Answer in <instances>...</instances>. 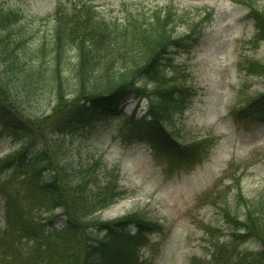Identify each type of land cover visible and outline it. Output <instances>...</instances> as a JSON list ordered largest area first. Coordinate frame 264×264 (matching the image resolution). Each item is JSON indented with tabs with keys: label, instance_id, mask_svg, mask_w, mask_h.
<instances>
[{
	"label": "trees",
	"instance_id": "16d2710c",
	"mask_svg": "<svg viewBox=\"0 0 264 264\" xmlns=\"http://www.w3.org/2000/svg\"><path fill=\"white\" fill-rule=\"evenodd\" d=\"M241 1L253 18V41L258 44L264 39V7L257 0ZM74 8L71 17L65 15L67 11L56 17L52 39L42 45L22 21L21 10L0 6V127L9 126V134L21 141L17 149L0 157V201L6 224L0 231L1 264H140L147 231L163 229L161 222L138 211L118 219L96 217L97 210L125 191L117 180L97 189L95 171L77 175L61 158L68 135L91 133L100 122L122 116L125 135L145 140L153 150L174 156L187 154L194 146L177 142L168 129L175 114L189 107L193 91L168 76L166 69L173 65L174 47L198 40L196 28L204 20L188 33L175 35L183 17L171 5L165 11L154 9L150 16L128 14L124 21L107 18L95 4L83 2ZM243 64L248 72L264 77V63ZM69 79L77 81L71 99L65 92ZM40 87L57 95L53 111L59 118L54 124L55 117L51 118L49 130L32 116L17 117L6 102L11 96L12 104L19 103L21 90ZM143 97L148 103L142 115L122 109L129 98ZM263 102L264 91L238 110L245 113L260 107L251 113L246 127L264 122ZM261 196L252 200L240 193L245 217L225 212L233 229L227 238L213 243L204 264H264V193ZM21 202L29 205L27 211ZM60 215L64 222L59 223ZM250 236L257 238V246L240 244Z\"/></svg>",
	"mask_w": 264,
	"mask_h": 264
},
{
	"label": "rangeland",
	"instance_id": "374dc122",
	"mask_svg": "<svg viewBox=\"0 0 264 264\" xmlns=\"http://www.w3.org/2000/svg\"><path fill=\"white\" fill-rule=\"evenodd\" d=\"M257 1L264 7V0ZM83 2L95 4L107 18L118 21L131 13L150 16L154 9L165 11L171 5L183 17L175 35L188 33L192 25L204 20L196 28L198 41L172 47L176 52L173 65L166 69L168 76L193 91L189 107L183 114H175L170 126L177 142L194 143L189 153L169 156L152 150L145 140L126 136L123 117L117 116L100 122L91 133L68 135L69 143L61 155L77 175L95 171L97 189L116 179L125 190L120 198L94 213L96 217L118 219L138 211L162 223V231H147L140 264H204L213 243L227 238L226 233L233 229L225 212L245 217L240 193L252 200L262 199L264 193V122L251 127L244 124L250 123L251 113L260 107L238 112L264 91L262 75L248 72L243 64L249 59L264 62V39L258 44L253 41V18L241 0H0V6L21 10L22 21L43 45L52 39L56 17L64 11L71 17L76 13L73 6ZM68 82L65 92L71 99L77 81ZM19 93V103L12 104V97L6 96L8 108L25 120L34 117L36 124L49 130L51 118L55 117L52 124L59 118L53 111L55 91L40 87ZM147 103L145 97L130 98L122 109L140 116ZM10 131L9 126L0 127V157L21 144ZM21 206L29 209L25 202ZM58 219L59 223L65 221L63 215ZM5 227L1 200L0 231ZM244 242L240 244H258L255 236Z\"/></svg>",
	"mask_w": 264,
	"mask_h": 264
}]
</instances>
